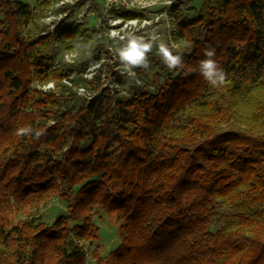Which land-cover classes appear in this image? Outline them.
I'll list each match as a JSON object with an SVG mask.
<instances>
[{"label": "trees", "instance_id": "trees-1", "mask_svg": "<svg viewBox=\"0 0 264 264\" xmlns=\"http://www.w3.org/2000/svg\"><path fill=\"white\" fill-rule=\"evenodd\" d=\"M172 10L187 48L174 64L150 59L151 87L100 52L84 61L99 62L90 77L51 67L60 49L93 44L88 28L32 34L38 15L0 0V264H264V0ZM133 69L147 74L142 60ZM53 197L68 211L44 223L36 213ZM97 211L119 221V241L94 245L92 261Z\"/></svg>", "mask_w": 264, "mask_h": 264}, {"label": "rangeland", "instance_id": "rangeland-1", "mask_svg": "<svg viewBox=\"0 0 264 264\" xmlns=\"http://www.w3.org/2000/svg\"><path fill=\"white\" fill-rule=\"evenodd\" d=\"M21 1L27 4L35 15H38L33 23L29 25L28 31L34 34L40 28V32L44 30V23L40 18L49 8V2L45 0V4H42L41 0ZM103 1L105 2L106 0H97V2ZM116 1L117 3L109 0V10L105 12V18H107L106 25H102L103 17H101V15L94 9L93 13L86 17L84 25L88 28L93 38V44H79L71 50L60 49L57 53L56 59L61 63L69 62L73 65L75 71L70 77H76L78 74L90 77L94 71L93 66L98 67L99 62L105 60L114 66V70H125L134 77L137 83H140L142 80L144 83L148 82L152 87V75L158 70V67L152 64L150 59L155 56H160L162 59L166 58L164 53L161 52V47L167 49L170 54L173 52H182L187 48L186 41H175L172 38V33L174 32V30H172L173 21H171L172 17H174L172 6L176 3L180 4L183 9L189 8V6L198 7L201 0ZM119 7H123L124 9H135L137 12L143 14V16L124 19L116 13V10H118ZM112 8H114V10H112ZM96 25L98 28H95ZM132 43H135L141 50H143L142 61L146 64L147 72V74H144L146 75L145 77H139L133 69L134 63L121 57V52L125 51ZM145 46L147 47L145 48ZM98 52H100V60L98 63L90 65L84 64V61L87 58H96ZM65 53H71V59L73 60L67 61L64 57ZM105 82L110 84V86H114L116 81L114 78L106 76ZM53 85L54 82L50 81L43 85L42 88L53 87ZM120 86L122 93H126L127 83L122 82ZM67 211V202L53 197L47 204L38 209L36 215L42 222L49 223L56 215ZM93 220L99 228L98 237L92 244H90L89 241L84 242L86 259L92 261L94 258L92 257L91 251L94 245H99L100 251L106 253L119 241V221L114 216L100 214V212L97 211L94 213Z\"/></svg>", "mask_w": 264, "mask_h": 264}, {"label": "built area", "instance_id": "built-area-1", "mask_svg": "<svg viewBox=\"0 0 264 264\" xmlns=\"http://www.w3.org/2000/svg\"><path fill=\"white\" fill-rule=\"evenodd\" d=\"M46 1L49 2L50 5L49 8L43 14V16L40 18L44 23L43 25L44 30L40 32L41 34H46L48 31H52L55 27L64 26L73 22L84 23L86 17L93 13L92 0H46ZM111 1L117 3L116 0H111ZM99 3H101L103 6V10L100 15L101 17H103V20L107 21V18H105V12L109 10V0ZM171 21H173L172 30H175L176 20L174 19V17H172ZM96 27L98 28L97 25L95 26V28ZM64 57L67 61L73 60L71 59L72 57L71 53H65ZM59 64L60 62L55 58L51 67H57L59 66ZM93 67L94 69L97 68L96 66ZM78 89L79 92H82L83 90V88L81 87H79Z\"/></svg>", "mask_w": 264, "mask_h": 264}, {"label": "clouds", "instance_id": "clouds-1", "mask_svg": "<svg viewBox=\"0 0 264 264\" xmlns=\"http://www.w3.org/2000/svg\"><path fill=\"white\" fill-rule=\"evenodd\" d=\"M147 46H145L146 48ZM161 52L164 53L165 57H167L168 61L171 64H174L175 58L171 56V54L167 51V49L161 47ZM207 55L211 56L212 52H208ZM121 57L123 59L129 60L132 63H139L143 58V50H141L135 43L130 44V46L123 52H121ZM204 69V76L213 84L219 80L220 82L223 81V73L218 70L215 61L213 60H205L202 62ZM21 132L27 131V129H21Z\"/></svg>", "mask_w": 264, "mask_h": 264}]
</instances>
